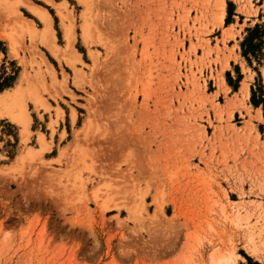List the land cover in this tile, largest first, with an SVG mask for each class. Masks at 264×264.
<instances>
[{
	"label": "rangeland",
	"instance_id": "rangeland-1",
	"mask_svg": "<svg viewBox=\"0 0 264 264\" xmlns=\"http://www.w3.org/2000/svg\"><path fill=\"white\" fill-rule=\"evenodd\" d=\"M29 5L60 50L67 16L72 63ZM16 85L0 264H264V0H0V93Z\"/></svg>",
	"mask_w": 264,
	"mask_h": 264
},
{
	"label": "bare ground",
	"instance_id": "bare-ground-1",
	"mask_svg": "<svg viewBox=\"0 0 264 264\" xmlns=\"http://www.w3.org/2000/svg\"><path fill=\"white\" fill-rule=\"evenodd\" d=\"M28 7H29L30 11L33 12L42 22V29H40V31H38V34H39L43 44L49 49V51L54 55V57L57 60H59V61L64 60L67 64H70V62L72 61L71 59L73 58L72 54L73 55L75 54L74 50L72 48V44L74 41V32H73L71 26L66 23L65 19L67 16L65 17V14H63L61 12V9L59 8L60 10H58V11L60 13L61 25L63 28L64 38H65V48L63 50H60L59 47L54 43V31H53L52 26H51L52 22H51L50 16L46 12V10L39 8L37 6H34V5H29ZM224 14H225V8H224V2H223L221 15L223 16ZM19 21L21 23L20 26L22 28H24L25 31L29 32L32 36L35 34V32H36L35 28L33 27V25H31L30 21L25 20L23 18H20ZM70 21L72 22V20H70ZM18 26H19V23H18ZM20 26H19V28H20ZM84 32L85 31H83V36L85 35ZM12 42H13V40H12ZM42 62L44 63V61H42ZM23 96L24 95L22 94L21 85H16L11 90H4L3 92H1L0 93V117H7L11 122L19 125L22 129V134L25 135L24 134L25 131H28L27 128H28V124H29L30 119H29V116L26 112L25 104L23 103V98H24ZM33 99L35 101H37L36 98H33ZM223 256L217 255L216 259H214L215 257L213 258L210 256L211 258H213V262H211V263L212 264H226V263H231L233 261L231 256H225V255H223ZM211 261H212V259H211Z\"/></svg>",
	"mask_w": 264,
	"mask_h": 264
},
{
	"label": "trees",
	"instance_id": "trees-1",
	"mask_svg": "<svg viewBox=\"0 0 264 264\" xmlns=\"http://www.w3.org/2000/svg\"><path fill=\"white\" fill-rule=\"evenodd\" d=\"M253 32H254V30L253 31H250L249 36L247 38H250V36H252Z\"/></svg>",
	"mask_w": 264,
	"mask_h": 264
}]
</instances>
